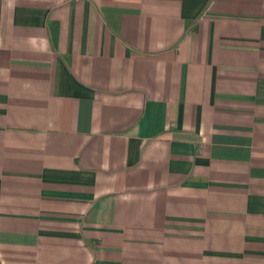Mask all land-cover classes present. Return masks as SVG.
<instances>
[{
  "label": "crops",
  "instance_id": "1",
  "mask_svg": "<svg viewBox=\"0 0 264 264\" xmlns=\"http://www.w3.org/2000/svg\"><path fill=\"white\" fill-rule=\"evenodd\" d=\"M0 264H264V0H0Z\"/></svg>",
  "mask_w": 264,
  "mask_h": 264
}]
</instances>
